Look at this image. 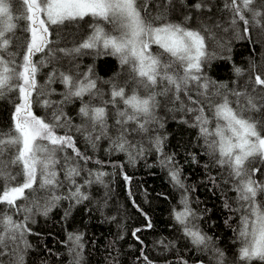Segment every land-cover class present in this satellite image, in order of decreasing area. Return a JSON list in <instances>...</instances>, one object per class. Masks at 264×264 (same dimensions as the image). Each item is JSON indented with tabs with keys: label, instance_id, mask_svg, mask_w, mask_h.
Segmentation results:
<instances>
[{
	"label": "snow or ice",
	"instance_id": "6c2138e0",
	"mask_svg": "<svg viewBox=\"0 0 264 264\" xmlns=\"http://www.w3.org/2000/svg\"><path fill=\"white\" fill-rule=\"evenodd\" d=\"M26 6V12L15 17L12 14L11 0H0V97L8 93L18 92V102L12 113L13 129L8 133H0V180L5 183V190L0 195V204H7L9 209L17 212H31L30 207H21L18 200L27 199L26 190H35L34 185L40 178V187L56 189L60 186L57 166L61 161L58 153L71 149L79 160L87 161L89 156L82 153L76 146L70 132L57 134V129L69 121L61 105L71 98L81 100L79 114L82 123L76 126V131L83 134L93 148L97 142L107 139L113 148L125 151L126 146L134 147L129 140L133 132H147V125L153 119V110L158 106L157 95H165L171 89L176 93L184 91L188 94V86L195 82L203 88L205 93L209 88L208 82H202V64L207 59V41L210 34L187 26L188 21L195 19L193 14L184 16V21L174 23L167 20L170 12L176 9L175 0H21ZM258 0H227L224 7L233 15L232 22L243 21L244 31H249L250 23L264 28V0H259L260 7L254 8ZM183 3V0H181ZM197 13L209 9L206 0H197L190 6ZM155 12V14H153ZM249 14L251 19H249ZM92 17L98 21L90 25V34L74 47L53 46L51 26H67L69 22L84 21ZM14 19L27 21V35L19 41L16 47L18 24ZM99 21L112 25L111 31H106ZM152 45L161 50L153 53ZM105 54L118 57L121 66H129L131 75L123 83L106 81L110 85V99H104L98 81L92 76V69L74 76L71 72L59 71L55 67L62 57L80 54L83 50H99ZM42 54L39 60L35 57ZM22 57V59H21ZM52 66L47 79L41 85L38 74L42 69ZM239 75L241 70L236 69ZM59 81L65 88L62 100H53L55 88L49 85ZM255 85L264 86L262 74L255 75ZM164 85L161 92L158 86ZM141 90L146 95L141 94ZM130 91V94H129ZM256 92V89H253ZM236 106L227 97L213 105L215 127H208V119L197 116L200 135L204 138L214 163L228 174L224 180L228 190L236 193L237 201L241 202V209L246 213L241 216V227L238 239L237 260L233 264H253L259 261L264 264V208L257 201L258 194H264V181L258 179L257 174H264V119H254L248 112L264 113V95H250L246 92L235 91ZM89 99L84 100L85 97ZM244 97V100H241ZM97 98L102 100L99 105L93 104ZM179 99V96H177ZM189 99H192L189 97ZM195 102V101H193ZM123 105V108L120 105ZM108 105L115 109L114 131H110L108 119L110 116ZM35 107L46 110L52 109L51 117L46 114L39 116L34 112ZM192 111V109H188ZM203 113V107L200 108ZM132 125H135L133 127ZM46 142V143H44ZM161 141H155L157 151H161ZM15 148V155L6 157V151ZM143 154V148L139 149ZM67 168L65 179L75 188L70 191L68 199L81 203L89 197L82 191V186L76 184L75 177L81 175L83 169L75 163H68L71 156H66ZM257 162L259 166H257ZM164 166L173 163L171 156L161 161ZM21 166V172L13 174L12 169ZM207 167V165H206ZM23 175V182L12 185L19 175ZM95 180H85V184L93 182L103 184V171H96ZM169 176L172 182L183 187L178 169L170 168ZM129 181L128 176H124ZM216 183V178H210ZM61 199L52 195L51 202L44 212L50 210L52 203ZM180 203L181 210H173V216L180 225L183 235L197 249L209 250L213 238L204 233L195 222L198 217L189 206L184 196ZM225 207H230L227 199ZM69 213H66L68 215ZM147 219V216H145ZM28 216L17 223L11 215L0 214V257L6 255V240L23 243ZM151 228L149 221L146 225ZM141 231L136 229L133 236ZM68 239L74 247L70 249L76 253L79 264L82 249L80 235L69 234ZM139 239V237H137ZM215 253L216 264H228L225 253L216 247H211ZM143 255V252L141 253ZM145 261L151 264L147 256ZM0 264L3 261L0 260ZM15 264H24L23 256H17ZM179 264H187L181 259Z\"/></svg>",
	"mask_w": 264,
	"mask_h": 264
},
{
	"label": "trees",
	"instance_id": "16d2710c",
	"mask_svg": "<svg viewBox=\"0 0 264 264\" xmlns=\"http://www.w3.org/2000/svg\"><path fill=\"white\" fill-rule=\"evenodd\" d=\"M195 2L197 0H183V3L175 0L176 9L168 14L167 20L180 23L185 15L193 14L195 19L187 25L201 31L206 29L210 34L207 59L214 58V62L208 64L210 69L202 79V82L209 83L207 93L203 88L193 87L188 89L187 95L184 91L176 93L174 89L165 95H157L158 106L153 110V119L147 125L148 131L131 133L129 140L134 147L126 146L125 151L116 150L107 139L100 140L93 148L84 135L76 131V126L83 119L73 123L66 121L63 127L56 130L57 134L70 132L78 149L90 159L87 163L79 160L71 149L59 152L57 155L61 163L57 171L60 186L54 190L41 188L38 176L35 190H26L27 199L17 201L21 207H26V202L38 198L43 191L45 195L38 200L37 210L31 215L9 209L7 204H0V214L11 215L17 223L28 216L25 223L30 229L25 233L27 247L18 240L5 241L7 247L4 250L7 254L0 257L3 264H15L20 255L23 256L24 264H76V253L70 251L74 247L68 239L70 233L81 236L83 248L77 249L80 252L79 264H148L144 256L148 257L151 264H179L181 259L187 264H216L215 253L211 251L213 246L225 253L228 264L237 260L240 247L238 228L241 216L246 213L241 209L236 193L228 190L224 184V180L228 179L227 171L214 163L204 138L197 134L200 133V127L196 118L206 117L208 127L212 129L216 124L213 105L224 97L235 107L237 97L232 94L235 91L254 96L264 95V86L254 83L255 75L262 74L264 78V28L250 23L246 33L243 21L237 19L235 23L232 22V13L224 7L227 0H206L210 10L205 9L202 13L190 7ZM11 7L14 18L26 12L21 0H11ZM253 7H260L259 0ZM14 22L18 24L16 36L19 39L13 50H19V41L27 35V21L14 19ZM97 22L92 18L84 25L69 22L66 27L51 26L53 46L74 47L82 41L83 30L91 31L89 26ZM41 56L37 54L35 59L39 60ZM55 67L57 72H71L76 77L91 68V74L98 81L104 99H110V85L106 81L123 83L131 75L129 66H121L118 57L105 54L104 50H96L85 58L82 53L62 57ZM237 68L241 70L239 75ZM51 71L52 66H49L38 74L41 85ZM48 87L58 90L63 85L57 81ZM163 88L164 85H160L156 91L161 92ZM141 94L147 93L141 90ZM54 95H57V91ZM18 96V92H13L0 97V133H8L13 129L11 117ZM88 99L84 98L85 101ZM244 99L241 97V100ZM73 102L69 99L61 105V108L70 106L64 112L69 119L75 117L71 111L77 112L81 106L80 99L75 98ZM101 103L100 98L93 101L95 105ZM110 107L108 105V109ZM120 107L123 108V105ZM201 107L203 113L200 112ZM34 112L39 116L47 114L51 117L42 107H35ZM109 113L108 125L110 131H114L115 110ZM246 115L264 119V113L248 112ZM157 138L161 141V151H157L155 146ZM140 148H143L142 155L139 154ZM15 152L14 147L8 149L5 158L9 154L15 155ZM66 156L72 157L68 163L78 164L83 169L75 180L89 198L81 203L67 198L75 188L64 176ZM169 156L173 158V163L164 166L161 161ZM170 168L179 170L182 188L172 182ZM12 171L13 174L21 172V166L14 167ZM89 171L105 172L104 183L85 184V180H95ZM125 175L130 178L129 181H125ZM257 176L260 181H264V174L258 173ZM211 177L216 178L215 184ZM22 182L21 174L12 185ZM4 190L5 183L0 180V195ZM52 195L60 196L61 199L52 203L45 214L44 209L51 202ZM184 196L198 217L195 222L213 238L209 250L193 246L174 219L173 210L182 209L180 201ZM226 199L230 205L228 208L225 207ZM257 201L264 208V194H258ZM149 221L151 228L146 227ZM136 229L141 231L133 236Z\"/></svg>",
	"mask_w": 264,
	"mask_h": 264
},
{
	"label": "bare ground",
	"instance_id": "6f19581e",
	"mask_svg": "<svg viewBox=\"0 0 264 264\" xmlns=\"http://www.w3.org/2000/svg\"><path fill=\"white\" fill-rule=\"evenodd\" d=\"M178 1H179V0H178ZM85 32H86V31H85ZM90 32H91V31H88V32H86V33H83L82 40H83L84 38H86L87 35L90 34ZM152 49H153L154 52H156V53H159V52H160V51H159V47H158L157 45H152ZM96 50H97V49L83 50L82 55H83V57L85 58V57H87V54H89V53H93V52L95 53ZM100 50H103V49L100 48L98 51H100ZM217 57H218V55H217ZM212 59H214V58L206 59V60L203 62V64H202V70H201V76H202V79L206 76L207 71H209V69H210V68H208V64L214 62V60H212ZM87 69H89V68H87ZM47 77H48V76H46L45 79H47ZM193 87H198V85H197L195 82H193V83H191V84L188 86V89H191V88H193ZM198 88H199V87H198ZM65 91H66V90H65L64 86H63L62 88H58V90H57V95H53L51 98H52L53 100H60V99L63 98V94H64ZM73 99H75V98H71L70 100L73 102ZM85 99H88V97L86 96ZM15 101H16V100H15ZM15 101H14V102H15ZM73 103L76 104L75 102H73ZM76 105H78V103H77ZM76 105H74V106H76ZM71 106H72V105H71ZM68 107H70V106L66 105L65 107H62V109H63V108L65 109L63 112H65L66 109H67ZM70 109H71V108H70ZM113 110H115V109H113L112 106H111L110 109H109V111H113ZM45 111H46L49 115H51L52 109H48V110L45 109ZM66 112H67V111H66ZM71 115H72V116L75 115V117H72L71 119H69V121H67V122H69V123H73L74 121H78V120H82V119H83V118L80 116V114H79V109H77V112H76L75 110L71 111ZM197 134L200 135L199 132H198ZM200 136H201V135H200ZM240 227H241V224H240ZM240 227H239V229H240ZM255 262L261 263V262H259V261H253V264H254Z\"/></svg>",
	"mask_w": 264,
	"mask_h": 264
},
{
	"label": "rangeland",
	"instance_id": "374dc122",
	"mask_svg": "<svg viewBox=\"0 0 264 264\" xmlns=\"http://www.w3.org/2000/svg\"><path fill=\"white\" fill-rule=\"evenodd\" d=\"M179 1L181 2V0H179ZM91 20H92V17H86L84 21H78V22H80L81 25H84V24H88ZM187 23H189V21ZM100 24L105 27L106 31H111L112 25H106V24H104L103 21H101ZM83 33H86L85 30H83ZM159 51H161V50L159 49ZM153 53H156V52H153ZM43 195H45V193L42 191L38 198L30 199L28 202H26V207L32 208L31 212H33L34 210H37V205H38L37 202H38V200H40V198ZM31 212H28L29 215H31ZM238 227H239V225H238ZM238 231H239V228H238Z\"/></svg>",
	"mask_w": 264,
	"mask_h": 264
}]
</instances>
